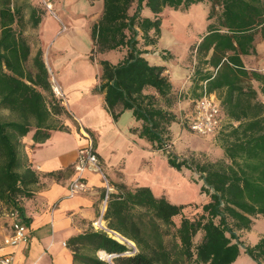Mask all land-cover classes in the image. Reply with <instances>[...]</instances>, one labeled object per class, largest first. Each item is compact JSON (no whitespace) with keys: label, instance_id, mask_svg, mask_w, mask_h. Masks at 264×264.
Here are the masks:
<instances>
[{"label":"trees","instance_id":"trees-1","mask_svg":"<svg viewBox=\"0 0 264 264\" xmlns=\"http://www.w3.org/2000/svg\"><path fill=\"white\" fill-rule=\"evenodd\" d=\"M198 3H209V24L190 48L194 81L200 90L206 82L227 114L240 121L222 136L224 158L215 161L180 157L170 149L178 93L167 67L145 56L162 34L164 9ZM23 15V6L0 0V226L11 223L8 214L15 208L25 218L22 200L32 197L40 181L32 166H24V137L33 131V141L44 142L52 130L64 128L55 116L67 112L52 93L42 49L30 63L31 45L15 26ZM30 22L33 27L40 22L35 10ZM257 34L264 40V0H104L91 31L90 59L102 67L94 92L105 94L115 119L131 110L141 122L132 131L163 150L170 166L197 172L208 198L174 203L150 186L117 183L104 217L136 250L92 227L68 241L75 263L111 264L99 256L104 251L115 255L113 264H232L244 250L264 264V234L252 245L241 237L256 217H264V102L252 83L256 80L263 92L264 72L248 69L242 57L256 52ZM114 50H123L119 62L99 58Z\"/></svg>","mask_w":264,"mask_h":264},{"label":"crops","instance_id":"crops-1","mask_svg":"<svg viewBox=\"0 0 264 264\" xmlns=\"http://www.w3.org/2000/svg\"><path fill=\"white\" fill-rule=\"evenodd\" d=\"M68 1V5L65 4L66 1L61 0H28L27 2V4H31L27 15L31 28L29 32L33 34L36 41L35 48L28 41L32 49L30 63L37 51L42 49L49 74L54 75L64 89L65 99L62 104L67 112L61 116H55V119L60 120L64 128L52 130L51 136L44 142L35 143L32 138L33 131L23 139L25 144L24 166H32L40 175V181L32 187V197L22 200L25 217L23 220L29 239L15 248L14 264H80L75 263L73 250L69 247L68 241L71 237L92 228V222L99 216L102 209L104 193L101 175L88 170L84 173L88 188L75 195H70L69 184L75 174V163L79 151L88 143L85 133L92 136L96 152L114 185L117 183H125L129 186L147 185L153 190L154 186L146 180L147 178L140 174L131 175L128 173L132 153L134 152V158L139 156L137 165L139 172L152 171L153 160L151 157L163 155L162 150H156L149 140L132 131V128L140 126L141 122L136 120L131 110H125L118 119H115L106 107L105 94L94 92V89L99 85L102 67L97 60L90 59V51L93 47L91 31L93 24L100 19L103 13L104 0ZM45 2L54 7L56 15L45 7ZM34 10L36 16H40V22L36 27H33L30 22ZM62 23L66 26L65 29H63ZM208 24L195 40L187 42L186 50L182 56L165 59L163 57L165 51L145 54L152 64L167 67L166 73L178 93L179 109L176 103L173 110L178 115L180 113V118L183 121L187 115L193 113L196 100L201 95V84L194 81L193 74L188 75L185 58L191 45L199 41L201 35L206 32ZM84 25L87 29L85 32ZM51 29L52 37L58 34V38L68 44V50L53 56L50 51L46 55V47L50 44L51 39L45 41V35ZM175 45L177 43L171 37L169 48L177 50L174 48ZM255 46L256 52L242 56L248 69H261L262 67L257 65L263 66L264 64V40L260 34H257L255 38ZM148 49L150 50V48ZM123 54L120 50H114L100 55L99 58L117 63L123 58ZM252 83L259 90L262 99L259 83L256 80H253ZM213 94L221 103L218 93L213 92ZM221 107L224 129L219 135V142L213 143L204 138L205 147H199L200 149L190 147V151L224 152L222 136L228 133L233 126L238 125L240 121L231 118L222 104ZM175 123L177 122L171 125L174 142L175 136L179 133ZM145 139L148 143L145 142ZM216 142H218L217 145ZM147 144L151 151H145L148 150ZM163 156L167 159V156ZM67 169L69 170L66 171ZM60 171H63L60 175L51 174ZM156 195L167 197L166 194ZM10 232L11 224L0 227V254L11 249L3 244L5 237ZM247 257L248 260L251 259L248 255ZM236 261L232 264H236Z\"/></svg>","mask_w":264,"mask_h":264},{"label":"rangeland","instance_id":"rangeland-1","mask_svg":"<svg viewBox=\"0 0 264 264\" xmlns=\"http://www.w3.org/2000/svg\"><path fill=\"white\" fill-rule=\"evenodd\" d=\"M52 1V0H48ZM56 1V0H53ZM66 1L65 4L68 5V0H61ZM28 0H13L14 5L20 7L23 6V13H24V21L20 23V25H15L19 32L24 35V37L30 41L33 45V48L36 47V41L33 38V34H30L31 28L29 27V18L27 15L29 14V4H27ZM45 7L50 10L46 3ZM208 7L209 3H198L192 4L187 9H175V8H165L163 11V23H162V34L158 39V42L154 46H149V52L151 54L155 52H162L165 51L168 54H172L174 57L182 56L184 54L187 42H191L195 40L199 33H201L208 24ZM52 14L53 11L56 13L54 7L52 6V10H50ZM145 14H150L149 12H145ZM63 24V23H62ZM66 24V23H65ZM67 25V24H66ZM69 27V25H68ZM84 25V32L85 30ZM52 29L49 31L47 35H45V41L49 38L51 39L50 44L46 47V55L50 54L53 56L57 53H63L68 50L65 41L61 38H58V34L55 37H52ZM174 38L177 45L174 48L177 50H173L169 48L170 38ZM83 49V48H81ZM123 52V50H120ZM165 53V55H168ZM194 57L191 54V50L188 51V54L185 58V67L187 69L188 75L192 73ZM258 67H262L259 64ZM192 75V74H191ZM51 77V75H50ZM53 93V92H52ZM54 95V94H53ZM48 100L50 101V94H47ZM182 98V97H181ZM61 101V100H60ZM179 102V101H177ZM62 103V101H61ZM178 109L179 104L177 103ZM188 110L186 109V113ZM2 114H7V111H2ZM178 115V114H177ZM176 127H178V135L175 136V142L173 140V145L170 149L174 150L180 157L187 156L189 158L197 159L200 161H215L218 159L224 158L223 151H190V147H198L200 149L205 147L204 145V138L203 136L192 132L186 123L180 118V113L177 118ZM183 132V133H180ZM219 136L216 139H208L213 143L215 141L219 142ZM145 142L147 140L145 139ZM218 142L215 144L217 145ZM41 143V142H40ZM200 147V148H199ZM148 150L151 151L148 144ZM176 150V151H175ZM142 151V150H140ZM163 155L166 156L165 152L161 151ZM163 155H153L151 158L153 160V170L148 172L144 170V172H139L138 170V161L139 156L134 158V152L132 153L131 162H130V169L129 174L137 175L140 174L147 178L148 182L153 184L154 192L156 194H166L167 198H169L174 203H186V202H202L207 200L208 195L206 192H202L203 187V180L199 178V174L197 172H193L191 169L184 167L182 170H178L173 166H170L168 160ZM134 158V159H133ZM191 211V208L188 209ZM3 213V212H2ZM3 227V226H0ZM242 239L245 245L248 244H255L261 235L264 234V217L258 216L256 217L255 224L250 231H243ZM129 245L134 246V243L129 242ZM99 256L113 264V260H108L107 258L103 257V255L99 252ZM235 264V263H234ZM236 264H256L253 260L247 257L245 252L238 257Z\"/></svg>","mask_w":264,"mask_h":264},{"label":"built area","instance_id":"built-area-1","mask_svg":"<svg viewBox=\"0 0 264 264\" xmlns=\"http://www.w3.org/2000/svg\"><path fill=\"white\" fill-rule=\"evenodd\" d=\"M45 3L52 10V5L47 2ZM53 13L56 15L54 11ZM65 28L66 26L63 24V29ZM195 63L196 61L193 63L191 74L194 73ZM259 70L264 72V64ZM50 82L54 96L63 101L65 94L62 85L54 75H51ZM200 92L201 95L196 100L193 113L187 115L184 121L192 132L208 139H216L224 129L221 103L213 92L207 90L206 82L202 83ZM262 101L264 102V91L262 92ZM85 136L88 138V143L79 151V156L75 163V174L69 184L70 195H75L88 188V183L84 176L86 171L90 170L99 173L104 183V196L102 199V209L99 216L92 222V227L95 230L105 232L119 242L129 244V239L110 228L104 217L110 195L116 192L117 189L106 173L103 162L96 152L92 136L89 133H85ZM8 216L11 218V232L5 237L3 244L11 249L8 252L0 254V264H14L15 248L20 243L27 242L29 239L27 227L24 224L20 210L17 208L12 209ZM132 247L135 251L136 246Z\"/></svg>","mask_w":264,"mask_h":264},{"label":"bare ground","instance_id":"bare-ground-1","mask_svg":"<svg viewBox=\"0 0 264 264\" xmlns=\"http://www.w3.org/2000/svg\"><path fill=\"white\" fill-rule=\"evenodd\" d=\"M101 254L103 255V257L107 258L108 260H113V256L107 254L106 252L104 251H101Z\"/></svg>","mask_w":264,"mask_h":264},{"label":"water","instance_id":"water-1","mask_svg":"<svg viewBox=\"0 0 264 264\" xmlns=\"http://www.w3.org/2000/svg\"><path fill=\"white\" fill-rule=\"evenodd\" d=\"M130 242L134 243L133 241L129 240ZM111 256H115V255H111Z\"/></svg>","mask_w":264,"mask_h":264}]
</instances>
